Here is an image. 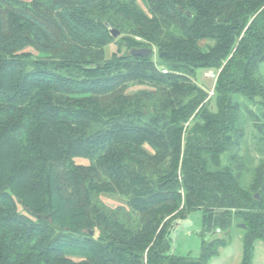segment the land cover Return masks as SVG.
<instances>
[{
  "label": "trees",
  "instance_id": "1",
  "mask_svg": "<svg viewBox=\"0 0 264 264\" xmlns=\"http://www.w3.org/2000/svg\"><path fill=\"white\" fill-rule=\"evenodd\" d=\"M114 41L129 52L106 57ZM198 69L218 71L211 95ZM193 209L201 250L172 253ZM234 226L252 264L264 0H0V264H206Z\"/></svg>",
  "mask_w": 264,
  "mask_h": 264
},
{
  "label": "rangeland",
  "instance_id": "2",
  "mask_svg": "<svg viewBox=\"0 0 264 264\" xmlns=\"http://www.w3.org/2000/svg\"><path fill=\"white\" fill-rule=\"evenodd\" d=\"M105 50L106 57H110L111 53L116 51L120 53L129 52V50L124 46H121L118 41L110 43ZM31 51L33 50L31 49ZM211 71L213 70L198 69L195 78V81L199 85L205 87L210 92V95L213 93L214 83L218 75V71H214L216 73L214 75L216 77L215 79V77L212 76ZM140 87L141 86H134L131 87L128 91H135ZM251 137L252 130L251 127L248 126L247 135L243 147L248 154L257 157L256 153L258 152L255 145H253L252 143ZM258 157L256 161H258ZM77 161L80 163H87L85 159L78 158ZM101 199L111 206L124 202L121 197L116 195L102 194ZM239 224L235 225L238 226ZM238 227L234 226L231 229L228 243L224 246H221L218 249V252L210 257L206 264H239L242 255V230ZM201 228L202 211L200 209H193L186 215L177 217L172 221L167 233L170 251L179 255L197 256L201 250ZM252 264H264V242L261 240L255 242Z\"/></svg>",
  "mask_w": 264,
  "mask_h": 264
},
{
  "label": "water",
  "instance_id": "3",
  "mask_svg": "<svg viewBox=\"0 0 264 264\" xmlns=\"http://www.w3.org/2000/svg\"><path fill=\"white\" fill-rule=\"evenodd\" d=\"M109 32L113 38H116L120 33L118 29L113 28V27H109ZM130 53L132 55L148 56V55L153 53V49L152 48H144V47H140V48L134 47L130 50ZM255 196L258 197V194H255ZM238 226L241 228L245 227L244 224H242V223L239 224Z\"/></svg>",
  "mask_w": 264,
  "mask_h": 264
},
{
  "label": "built area",
  "instance_id": "4",
  "mask_svg": "<svg viewBox=\"0 0 264 264\" xmlns=\"http://www.w3.org/2000/svg\"><path fill=\"white\" fill-rule=\"evenodd\" d=\"M212 72V76L213 77H215L214 75L216 74L214 71H211ZM215 79H216V77H215Z\"/></svg>",
  "mask_w": 264,
  "mask_h": 264
}]
</instances>
